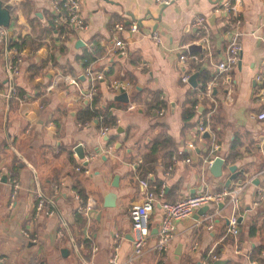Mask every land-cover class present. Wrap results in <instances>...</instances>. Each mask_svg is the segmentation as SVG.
Listing matches in <instances>:
<instances>
[{"label":"crops","instance_id":"obj_1","mask_svg":"<svg viewBox=\"0 0 264 264\" xmlns=\"http://www.w3.org/2000/svg\"><path fill=\"white\" fill-rule=\"evenodd\" d=\"M3 1L13 4L6 28L12 40L24 39L27 44L21 50L24 59L16 76L17 94L12 98L6 97L7 56L4 46L0 47V264H206L204 256L210 250L228 260L227 264H264V249L259 256L253 254L255 248H264V202L260 206L253 203L257 191L264 188V121L257 118L264 109V84L258 79L264 76V0H220L217 4V0H177L164 10L156 0H82L81 12L88 28L75 31L61 26L68 31L61 35L46 31L54 14V0ZM227 1L233 2L240 21L236 28L243 33V50L238 66L226 75L227 81L220 80L214 88V102H200L196 92L200 113L213 109L217 127L214 131L210 126L209 136H198L195 126L186 125L182 112L190 90L202 86L200 78H210L208 83L215 78L216 65L225 58L233 30L228 20L232 17L217 9ZM200 16L204 18L201 27L196 24ZM118 22L140 25V31L132 36L129 32L118 35L130 39L126 55L115 49L114 26ZM152 32L160 34L161 44L146 36ZM79 40L83 42L80 46ZM191 44L202 45L201 51L191 53L199 56L191 63L201 64L205 71L198 74L196 87L182 81L185 68L179 59L180 53H190ZM86 51L96 60L85 68L80 57ZM87 69L105 75L98 81L94 96L101 105L117 102L110 108L117 116V126L107 135L100 132L103 115L98 117L99 124L98 118L93 120L97 116L94 97L84 96L92 84ZM67 76L76 77L79 86ZM112 80L131 83L129 102L115 99L120 93L109 88ZM152 91H160L169 104L162 116L149 110ZM140 92L142 95L133 100ZM191 140L197 145L188 150L191 162L178 161L167 176L172 154ZM234 143L239 153L236 159L230 158ZM79 145L84 158L76 152ZM217 156L225 159L221 177L212 175L207 162ZM145 157L151 160L146 163L150 188L166 184L165 198L170 202L195 195L206 186L214 191L225 188L230 165L243 170L227 187L243 184L239 237L226 235L230 207L211 206L199 217L196 212L178 221L177 237L169 249L156 252L153 246L162 216L157 205L151 215L150 244L137 258V233L130 211L144 200L140 169ZM79 166L84 169L79 171ZM10 175L21 185L13 207L9 205ZM114 181L118 187L113 186ZM77 188L86 199L97 201L80 228L74 197ZM38 190L54 200L58 216L36 211ZM110 192H116V205L108 208L104 203ZM210 212H216L211 230L204 221ZM63 220L67 228H63ZM252 225L257 226L253 235ZM116 235L123 236L117 251ZM196 242L198 247L193 249ZM95 246L97 251H93ZM250 252L254 260L248 259ZM114 254L116 263L111 261Z\"/></svg>","mask_w":264,"mask_h":264},{"label":"built area","instance_id":"obj_2","mask_svg":"<svg viewBox=\"0 0 264 264\" xmlns=\"http://www.w3.org/2000/svg\"><path fill=\"white\" fill-rule=\"evenodd\" d=\"M177 0H156V2L161 6H169ZM82 0H54L53 8L54 14H60L57 22L60 26H66L73 28L75 31H85L88 28V25L81 12ZM235 7L232 1H227L217 9V11H222L228 16L232 17V20H228L230 27H233L231 30V37L229 44L226 48L225 58L220 61L217 67V76L213 78L205 88L197 86L198 90L197 97L200 102L204 100H212V92L215 87L220 83V80L226 82V75L234 70L241 58V53L243 50L242 36L243 33L237 30L236 26L240 21L237 19ZM62 13V14H61ZM204 18L200 16L196 19L197 26H202ZM140 31V25L138 22H134L130 25H126L123 22H118L114 26V32L116 35L115 40V49L121 55H126L129 50L130 39H123L119 37V34L123 32H129L131 36ZM155 42L158 44L162 43L161 36L158 32H152L148 34ZM11 36L8 30L5 27L0 26V47L4 46L6 50V69L8 75V88L6 92L7 98H12L17 94L16 86V76L20 72V63L24 59L23 51L11 46ZM206 42L209 55L212 56L211 46L208 36L204 37ZM181 64L185 68L182 73V81L189 84L191 76L193 73L188 70L191 69V61L198 60L199 56L191 54L189 52H182L179 55ZM88 74L92 79V84L90 88L86 91L84 96L93 99L97 92V83L99 80H104L105 75L102 72H95L91 69H87ZM66 79L71 82L73 85L79 86V82L74 76H67ZM258 79L262 80L264 84V76H259ZM131 87L129 81L121 80H112L109 82V88L113 92L121 93V91H127ZM214 102V100H212ZM213 109L207 112L198 122V125L195 127V132L199 135L210 131V121ZM159 115L162 116L165 113L164 109L158 111ZM257 118L261 121H264V109L257 115ZM87 124V122H85ZM110 127L104 126L101 129L102 135H107ZM197 147L196 141H188L184 149H181L171 156V162L168 164L166 175L169 176L173 173L176 167V163L180 160L190 163L191 158L188 156V150H195ZM111 147H109L110 149ZM216 148V146H215ZM91 158L86 157V160L89 161ZM214 158H208L207 162L209 166L213 163ZM79 171L84 169L83 166L77 168ZM7 182L10 186V207H13L17 195L20 191L21 185L20 181L15 176H7ZM140 185L144 190V200L141 204L134 206L130 211V217L133 223V229L136 231L137 236L134 237V250L135 256L138 258L143 253L145 248L150 244V238L152 237V228H151V215L154 213L157 205L160 206L162 210L161 222L157 231V240L153 246V250L159 253L166 252L171 243L177 237V222L184 220L193 216L201 207L203 206H215L219 207V204L223 203L224 207H230V213L228 214V224L226 228V235L231 237H239L240 234V221H239V209L241 205L240 194L243 189L242 183H239V186L236 188H223L217 191L210 190L208 186L202 188L197 194L190 195L179 199L174 202L166 200V184H161L158 191L152 190L149 186V181L147 179H140ZM35 209L37 212H41L48 217L58 216L59 208L55 204L54 200L48 198L41 190H38L35 194ZM74 197L78 202V211L81 212L87 218H90V214L97 207L96 199L84 198L80 193L74 191ZM264 202V188H261L257 191L254 196L253 203L255 206H260ZM219 210H217V213ZM216 216V212H210L204 217V221L207 223V228L209 230L213 227V222ZM63 228H67V222L62 221ZM25 235L29 236L27 232H24ZM88 240H92L89 234L87 235ZM123 236L116 235L114 242L116 243L115 250H118L119 244L122 242ZM35 241V239H34ZM198 242L195 243L193 249H197ZM239 251L240 245L237 243L236 247ZM98 248L95 246L93 251H97ZM252 252L248 254V259H251ZM264 256V251L262 252ZM222 259V256L215 252V250H210L207 255L204 256L205 263H211L217 260ZM252 260V259H251ZM112 263H116L117 255L114 254L111 258ZM83 264H87L84 262Z\"/></svg>","mask_w":264,"mask_h":264},{"label":"trees","instance_id":"obj_3","mask_svg":"<svg viewBox=\"0 0 264 264\" xmlns=\"http://www.w3.org/2000/svg\"><path fill=\"white\" fill-rule=\"evenodd\" d=\"M62 14V13H61ZM60 14H52L51 15V19L49 20V25L46 28V31L48 32V34L53 35L55 32H57L58 34H66L68 33L67 29H64L63 27H59L56 22L57 19L59 18ZM27 42L24 39H18V40H11V46L18 48L19 50H23L24 47L26 46ZM201 57L204 59L205 58V53L201 54ZM80 60L82 62V65L86 68L87 66H89V64L92 61L96 60V56L94 54H91L90 52H84L81 57ZM191 73H198L199 75L205 74V71L202 70V66L201 64H198L197 62H192L191 63V69L188 70ZM210 78H200L199 82H202V86L201 88H205L207 86L208 80ZM196 92L198 93L197 89H191L189 92V98H187L186 102H185V108L182 112V116H183V120L186 123V125L188 127H192V126H197L198 122L200 121V119L206 114L205 112L200 113V107L198 106V100L196 98ZM140 95H142V92H140V94H138V96L134 97L133 100L137 99L140 97ZM162 93L160 91H152L149 94V99H150V112L152 114H159L158 111L165 108H169V104L166 101V99L161 98ZM93 106L96 108V113L97 116H95V118L93 120H96L98 117H100V115H103V121L101 123H103V126L106 127H110V128H114L117 126V116L110 111V108L112 105H116L117 102L112 101L111 103L106 104V106H102L100 103V99L98 96L94 97L93 101H92ZM214 116L212 114L211 116V121H210V126L212 128V130L216 131L217 127L216 124L214 123ZM99 118H98V124H99ZM196 135H198L196 133ZM230 158L232 159H236L239 157V153L237 150V144L234 143V145H232L231 149H230ZM151 162V160H149L148 157H145L144 159V166H141L140 169V174L142 175V177H144V179H148V167L146 166V163ZM160 188V186L156 189V191H158V189ZM76 192L80 193L84 198H86V195L83 193L82 190H80L79 188H77ZM78 211V210H77ZM86 223V219L85 216L82 213L77 212V225L80 228L81 226L83 227ZM257 230V226L252 225L251 227V235H253L254 231ZM84 243H86L88 246L90 245V242L88 240H84ZM264 248H255L253 250V254L254 256H259V254L261 253V251ZM251 259L254 260V257L251 256Z\"/></svg>","mask_w":264,"mask_h":264},{"label":"water","instance_id":"obj_4","mask_svg":"<svg viewBox=\"0 0 264 264\" xmlns=\"http://www.w3.org/2000/svg\"><path fill=\"white\" fill-rule=\"evenodd\" d=\"M220 0L215 1L214 3L217 4ZM13 7V4L11 3H7L4 4L3 0H0V26L1 27H5L7 28L10 25L11 22V9ZM167 6H163V9L166 8ZM214 18V16L212 17ZM83 42L81 40H79L77 42V45L80 46L82 45ZM190 53H193L195 51H201L202 49V45L200 44H191L188 47ZM197 77H198V73H195L191 76L190 79V84L193 87H196L198 85V81H197ZM116 100H120L123 102H129L130 98L128 95L127 91H121L120 94H118L115 98ZM121 130V128H119V131ZM204 136H209V134L207 132H205ZM201 148H198V150ZM76 152L77 154L80 156V158H84V151L81 145L76 147ZM224 165H225V159L222 157L217 156L216 158H214L213 163L210 166V171L212 173L213 176L215 177H221L223 175L224 172ZM229 170L231 172L230 177L227 179L226 181V187H230L231 183L237 179L239 173L243 174L244 171H238V167L236 165H230L229 166ZM118 177L116 176L115 180L117 181ZM114 181L115 183H113V186L118 187V183ZM115 199H116V192H110L106 199H105V203L104 206L111 208L114 207L115 204ZM224 204L221 203L219 204V207H222ZM210 210V206L206 205L201 207L198 211H197V216L199 217L200 215H203L205 213H207ZM158 231V230H157ZM228 260L226 259H220L211 263H206V264H227ZM198 264H202L201 262H199Z\"/></svg>","mask_w":264,"mask_h":264}]
</instances>
